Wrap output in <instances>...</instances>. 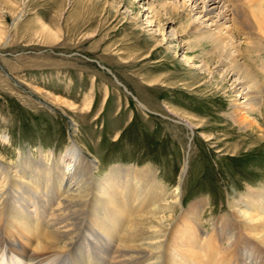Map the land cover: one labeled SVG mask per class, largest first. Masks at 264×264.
<instances>
[{
	"label": "rangeland",
	"instance_id": "obj_1",
	"mask_svg": "<svg viewBox=\"0 0 264 264\" xmlns=\"http://www.w3.org/2000/svg\"><path fill=\"white\" fill-rule=\"evenodd\" d=\"M172 1L0 0V166L13 176L21 163L60 160L74 144L94 162L97 179L117 178L108 194L113 206L122 191H111L124 185L127 171L132 178L152 171L170 193L184 173L176 222L199 204L202 231L234 223L230 205L264 193V138L249 140L251 130L226 117L245 99L233 80L219 81L214 45L194 34L195 25L211 22L191 11L189 0ZM254 1L229 0L235 15L246 16ZM239 27L242 59L264 83L255 67L264 40L246 41ZM254 116L264 129V115ZM22 189L32 193L23 184L14 198L27 197ZM5 237L1 232L2 252L26 262L14 252L23 248Z\"/></svg>",
	"mask_w": 264,
	"mask_h": 264
},
{
	"label": "bare ground",
	"instance_id": "obj_2",
	"mask_svg": "<svg viewBox=\"0 0 264 264\" xmlns=\"http://www.w3.org/2000/svg\"><path fill=\"white\" fill-rule=\"evenodd\" d=\"M177 3H171L172 10L178 9ZM256 3L252 14L246 16L235 15L229 0H189L191 11L200 10L201 19L211 22L209 27L195 25L194 34L214 45L219 81L233 80L235 93L245 99L233 103L226 117L243 131L251 130L249 140L260 141L264 138L263 124L254 115H264V83L243 61V45L235 43L239 26L244 27V31L240 29L243 35H239L246 41L264 40V0ZM260 62L255 67L264 71V59ZM203 64L209 72L210 62ZM216 73L210 75L215 78ZM30 161L20 164L15 179L12 168L0 166V233H5L12 247L23 248L22 254L14 252L26 261L21 262L13 253L5 255L0 249V264H264V193H249L248 198L232 203L234 223L225 224L222 231L217 224L213 232H204L199 226V204L190 207L189 215L183 213L177 222L173 215L182 206L178 201L184 173L170 193L158 186L152 171L135 173L134 178L127 171L124 185L111 191L116 195L122 191V201L113 206L108 194L117 178L97 179L94 162L74 144L60 160H41L37 165ZM23 184L32 193L22 189L27 197L14 198L12 193L18 194ZM5 198L9 199L7 206ZM186 227L197 238L186 236ZM96 232L99 234L93 235Z\"/></svg>",
	"mask_w": 264,
	"mask_h": 264
}]
</instances>
